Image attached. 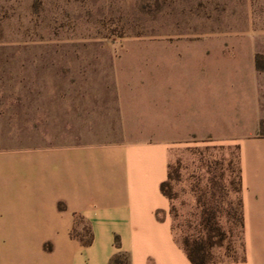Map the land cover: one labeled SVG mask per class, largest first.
I'll use <instances>...</instances> for the list:
<instances>
[{"label":"crops","instance_id":"crops-1","mask_svg":"<svg viewBox=\"0 0 264 264\" xmlns=\"http://www.w3.org/2000/svg\"><path fill=\"white\" fill-rule=\"evenodd\" d=\"M159 42L167 49L154 50L150 69L115 71L112 99H86L78 71L1 73L0 264H110L119 254L129 264H192L161 184L171 148L207 139L241 149L247 252L229 264H264L255 50L240 57L218 39ZM99 125L118 130L81 131Z\"/></svg>","mask_w":264,"mask_h":264},{"label":"rangeland","instance_id":"rangeland-1","mask_svg":"<svg viewBox=\"0 0 264 264\" xmlns=\"http://www.w3.org/2000/svg\"><path fill=\"white\" fill-rule=\"evenodd\" d=\"M176 38L218 39L228 44L218 47L225 55L247 57L255 50L257 69L264 71V0H0V75L78 71L86 99L88 93L112 99L115 71L150 69L154 50L167 49L159 41ZM89 71L95 74L89 77ZM117 130L81 127L95 134ZM169 160L179 169L171 188L174 224L193 233L196 218L208 207L229 227L239 194L230 191L228 177L234 173L236 187L239 145L191 140L171 148ZM176 230L181 239L179 226ZM235 232L237 255L217 250L216 259L234 263L246 254V234Z\"/></svg>","mask_w":264,"mask_h":264},{"label":"trees","instance_id":"trees-1","mask_svg":"<svg viewBox=\"0 0 264 264\" xmlns=\"http://www.w3.org/2000/svg\"><path fill=\"white\" fill-rule=\"evenodd\" d=\"M264 121L261 122V135H264ZM240 148V146H239ZM179 176L178 167L171 165L169 160V172L168 179L161 184V192L169 199L171 204L170 214L172 218V231L175 240L179 247L184 251L185 255L192 264H226L224 260H218L215 258L217 250H223L225 254L237 255L238 249L236 246L235 236L236 229H239V234H246V222H245V212H244V201H243V178H242V168H240L238 175L237 186L235 183L234 173L231 172L228 180L231 185L230 191L239 194L238 196V209L235 210V219L230 223L229 227H225L221 220L214 215L209 213L210 208H206L201 212V214L195 220V231L190 233L184 225H175L174 220L176 217L172 216L175 208L172 205L173 196L171 194L172 180ZM207 192V191H206ZM207 193H205L206 195ZM202 198V197H201ZM233 224V225H232ZM179 226L181 239L176 236V229ZM244 252L246 253L245 242L242 245ZM246 260V254L238 260L235 257L234 263L243 262ZM127 258L124 254L116 255L112 258L110 264H126ZM129 264V262L127 263Z\"/></svg>","mask_w":264,"mask_h":264}]
</instances>
